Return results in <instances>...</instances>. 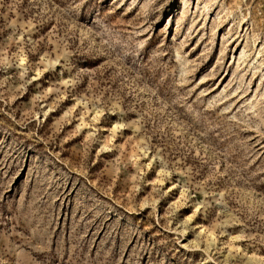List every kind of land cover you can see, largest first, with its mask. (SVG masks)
<instances>
[{"label":"rangeland","instance_id":"rangeland-1","mask_svg":"<svg viewBox=\"0 0 264 264\" xmlns=\"http://www.w3.org/2000/svg\"><path fill=\"white\" fill-rule=\"evenodd\" d=\"M0 264H264V0H0Z\"/></svg>","mask_w":264,"mask_h":264}]
</instances>
